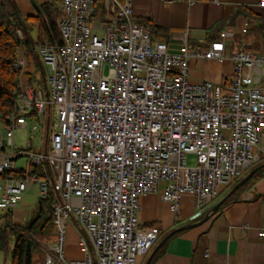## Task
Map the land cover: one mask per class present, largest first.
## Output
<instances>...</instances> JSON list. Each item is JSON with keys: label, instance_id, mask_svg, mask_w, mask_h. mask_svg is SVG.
Returning <instances> with one entry per match:
<instances>
[{"label": "built area", "instance_id": "obj_1", "mask_svg": "<svg viewBox=\"0 0 264 264\" xmlns=\"http://www.w3.org/2000/svg\"><path fill=\"white\" fill-rule=\"evenodd\" d=\"M58 7L63 42L37 45L55 107L49 147L15 153L4 142L15 146L17 128L37 131L35 119L45 120L38 82L23 83L7 116L11 126L0 128V211L14 212L33 184L38 200L48 197L49 170L42 175L33 165L49 164L60 200L52 205L54 233L43 264H138L161 234L142 224V196L159 193L177 212L183 196L193 195L196 221L222 189L260 162L264 52L232 53L226 88L193 83L188 58L224 61L232 31L205 49L191 45L183 31L156 39L150 25L136 22L133 0H61ZM15 65L24 70L27 59L20 56ZM17 169L25 175L8 172ZM71 217L92 243L94 255L82 241L85 260L65 257Z\"/></svg>", "mask_w": 264, "mask_h": 264}, {"label": "crops", "instance_id": "obj_2", "mask_svg": "<svg viewBox=\"0 0 264 264\" xmlns=\"http://www.w3.org/2000/svg\"><path fill=\"white\" fill-rule=\"evenodd\" d=\"M24 18L36 11V6L55 0H14ZM58 1V0H57ZM136 22L154 25L161 29L154 34L156 39L170 40L173 32L183 31L188 42L207 49L215 39H221L226 30L233 32L226 40V59L188 58L189 78L193 83L212 81L226 88L233 73L231 54L245 48L249 51L264 52V36L255 47L250 32L264 19V0H133ZM241 11L236 18L235 14ZM28 25H32L27 21ZM222 25V26H221ZM222 30L218 32V27ZM220 27V28H221ZM33 33L37 35V30ZM36 37V36H35ZM174 46H180L174 42ZM27 56L24 54L22 58ZM28 59V57H27ZM225 91H227L225 89ZM264 142V141H263ZM264 163L262 155L259 165ZM256 166V167H257ZM257 178L244 186L203 224L183 229L191 223L205 218L207 213L220 201L226 199L235 183L222 189L219 196L207 206L206 214L193 221L196 202L193 195H184L176 212L172 203L162 199L159 193L140 198L139 217L143 225L158 226L161 229L160 242L168 234L180 229L172 236L153 264H264V169L258 171ZM237 182V181H236ZM233 190V189H232ZM40 209L39 202L36 211ZM35 212V210H34ZM13 222H28L25 211L18 208L13 212ZM87 239L89 250L93 247L84 229L67 227L65 257L68 260H85L86 251L82 247ZM152 251L139 259L145 264ZM12 264V263H10Z\"/></svg>", "mask_w": 264, "mask_h": 264}, {"label": "trees", "instance_id": "obj_3", "mask_svg": "<svg viewBox=\"0 0 264 264\" xmlns=\"http://www.w3.org/2000/svg\"><path fill=\"white\" fill-rule=\"evenodd\" d=\"M55 4L53 2H47L43 5L36 6L35 13L24 18L14 0H0V122L4 126L10 127L12 124L7 120V116L14 111L15 92L19 90L23 83L34 84L36 82L35 76L29 72L24 74L15 65L21 49H24L25 53H30L42 68V62L36 50V45L44 42V40H48L52 44L63 42V34L59 26L60 9ZM241 11H238L234 18L241 14ZM27 21H30L32 25H28ZM150 26L154 34L161 32V29L154 27V25L150 24ZM221 26H216V28L218 27V32L222 30ZM34 30H37L36 37H33ZM19 31L22 33V36L19 34ZM250 33L255 35L252 38V42L255 47H258L260 39L264 36V19ZM45 168L50 173L49 194L48 197L39 199V211L34 213L29 221L24 224L14 223L12 213L6 214L8 220L6 228L1 230L0 249H6L8 247V232L15 236V244L12 249V264H43L46 243L53 238L54 223L52 205L56 200H60V196L55 191V180L49 164H44L43 168L42 166L33 165V171L41 173L42 175H44ZM8 172L25 175L23 169ZM258 173L228 196L232 188L224 203L235 198L233 196L237 195L244 186L257 178ZM244 177L239 179L235 185ZM8 229L11 231H8ZM162 248L150 264H153Z\"/></svg>", "mask_w": 264, "mask_h": 264}, {"label": "rangeland", "instance_id": "obj_4", "mask_svg": "<svg viewBox=\"0 0 264 264\" xmlns=\"http://www.w3.org/2000/svg\"><path fill=\"white\" fill-rule=\"evenodd\" d=\"M57 1V0H55ZM60 2V0H58ZM56 5V4H55ZM103 6V1H98V10L97 13L100 12V8ZM60 11V10H59ZM61 13V11H60ZM60 19V18H59ZM36 35L33 33V37ZM26 55L28 57V65L26 66V72H29L31 75L35 76L36 82L39 84V88L41 89L45 101H47V112L45 113V120L42 121L40 118L35 119V123H37L40 127L37 131H33L32 128L30 130L17 128L15 132V146L12 147L10 145L9 141L5 139V144L7 147H10L13 149L15 153L19 151L27 152L31 148L34 150H44L45 146L49 147V139L51 138V132L49 127L51 128L54 124V115H55V107L54 105H49V100L52 101V91L47 83V70L45 65L42 64V68L39 65V63L34 59V57L23 50L22 55ZM21 55V56H22ZM175 72L179 71V67L174 68ZM25 72V73H26ZM46 79V80H45ZM49 94V95H48ZM50 116V117H49ZM1 129H7L6 126H1ZM30 139V143H29ZM47 144V145H46ZM17 162L19 165L24 164L25 158L20 157L17 159ZM187 163L188 166H194L196 164V156L193 154H190L187 156ZM255 166L250 167L245 173L248 174L252 169H254ZM44 166L42 165V168ZM245 175V174H244ZM235 185V184H234ZM38 187L36 184H33L32 187H30L27 191L25 196L23 197L22 201L20 202L19 206L23 212L25 211L26 215L29 216L31 213V210H35L38 207ZM16 209V210H17ZM12 213V217H13ZM31 217H27V220H29ZM8 217H6V213L0 211V235L1 230L3 228H6ZM69 227H78L79 224L77 220L74 217H71L68 221ZM8 231H11L8 229ZM161 237V236H160ZM160 242V241H159ZM7 248L6 249H0V264H10L12 263V249L15 244V236H13L11 233L8 232V240H7Z\"/></svg>", "mask_w": 264, "mask_h": 264}, {"label": "water", "instance_id": "obj_5", "mask_svg": "<svg viewBox=\"0 0 264 264\" xmlns=\"http://www.w3.org/2000/svg\"><path fill=\"white\" fill-rule=\"evenodd\" d=\"M264 169V163L255 167L254 169H252L239 183H237L235 185V187L233 188V190L231 191V193H229L228 196H230L235 190H237L238 188H240L241 186H243L245 183H247L258 171H261ZM227 198V197H226ZM226 199L220 201L218 204L215 205V207H213V209H211L207 215L205 216V218L201 219L200 221L191 223L190 225H187L185 227H182L183 229H187V228H193L196 226H199L201 224H203L204 222H206L213 213L217 212L220 207L222 206V204L225 202ZM180 231V229H177L176 231L168 234L166 237L163 238V240L155 247V249L152 251L151 255L149 256L147 262L145 264H150L153 260V258L155 257V255L158 253V251L167 243V241L172 237V235L176 232Z\"/></svg>", "mask_w": 264, "mask_h": 264}]
</instances>
